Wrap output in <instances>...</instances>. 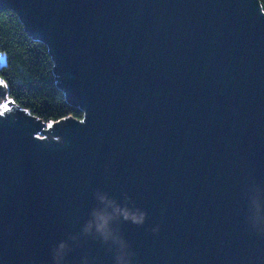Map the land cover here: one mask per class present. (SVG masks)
I'll return each mask as SVG.
<instances>
[{
  "label": "water",
  "instance_id": "obj_1",
  "mask_svg": "<svg viewBox=\"0 0 264 264\" xmlns=\"http://www.w3.org/2000/svg\"><path fill=\"white\" fill-rule=\"evenodd\" d=\"M0 10L47 46L84 112L46 126L0 92V264H264L259 0Z\"/></svg>",
  "mask_w": 264,
  "mask_h": 264
},
{
  "label": "trees",
  "instance_id": "obj_2",
  "mask_svg": "<svg viewBox=\"0 0 264 264\" xmlns=\"http://www.w3.org/2000/svg\"><path fill=\"white\" fill-rule=\"evenodd\" d=\"M54 67L47 46L27 34L19 16L0 10V92L46 126L68 117L82 121L84 112L66 100Z\"/></svg>",
  "mask_w": 264,
  "mask_h": 264
},
{
  "label": "clouds",
  "instance_id": "obj_3",
  "mask_svg": "<svg viewBox=\"0 0 264 264\" xmlns=\"http://www.w3.org/2000/svg\"><path fill=\"white\" fill-rule=\"evenodd\" d=\"M121 215H123L125 220H131L133 223L136 224H140L142 223L143 220V216H135V215H130L128 212L124 211L121 213ZM111 217L109 216H105V215H99L97 217V219L99 220V223H97L96 225V231L97 233L100 234V236L106 241L108 239V234H109V230H108V220ZM85 231L87 232L88 229L86 228ZM65 247V245L63 243L60 244V248L63 249Z\"/></svg>",
  "mask_w": 264,
  "mask_h": 264
},
{
  "label": "rangeland",
  "instance_id": "obj_4",
  "mask_svg": "<svg viewBox=\"0 0 264 264\" xmlns=\"http://www.w3.org/2000/svg\"><path fill=\"white\" fill-rule=\"evenodd\" d=\"M0 115H1V114H0ZM42 130H46V127H43ZM36 136H37L38 138H43V137H44L42 134H37Z\"/></svg>",
  "mask_w": 264,
  "mask_h": 264
},
{
  "label": "snow or ice",
  "instance_id": "obj_5",
  "mask_svg": "<svg viewBox=\"0 0 264 264\" xmlns=\"http://www.w3.org/2000/svg\"><path fill=\"white\" fill-rule=\"evenodd\" d=\"M0 114H2V112H0Z\"/></svg>",
  "mask_w": 264,
  "mask_h": 264
}]
</instances>
